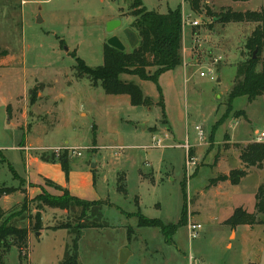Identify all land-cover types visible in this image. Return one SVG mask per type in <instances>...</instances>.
<instances>
[{"label":"rangeland","instance_id":"rangeland-1","mask_svg":"<svg viewBox=\"0 0 264 264\" xmlns=\"http://www.w3.org/2000/svg\"><path fill=\"white\" fill-rule=\"evenodd\" d=\"M143 2L160 14L181 8L183 17L181 66L158 82L120 77L141 87L153 100L150 108L132 106L126 95H107L77 70L80 61L102 66L104 45L113 36L132 51L123 34L134 22L132 0H0V188L19 189L1 206L13 215L11 225L22 228L36 223L43 206L35 199L43 190L109 201L101 218L108 227L82 231L79 264H121L125 249L132 254L125 264H190V256L200 264H264V226H241L236 234L226 225L236 209L255 212L264 170L249 169L239 186L211 185L220 175L244 168L235 144L258 142L264 133L263 96L253 102L235 99L222 122L237 65L250 58L245 42L255 24L223 25L218 15L227 9L257 11L264 0H214L207 5L209 13L205 7L193 12L184 0ZM112 16L123 25L110 33ZM260 59L258 72L264 50ZM209 69L212 75L200 76ZM240 111L245 117L236 118ZM153 139L165 147L153 148ZM187 143L190 163L183 149ZM26 177L38 188L23 212L30 188ZM139 212L165 226L182 225L171 236L173 243L158 228H140ZM73 217L46 210L44 230L32 236L22 264H63L75 238L69 231L76 226ZM191 223L202 226L196 238H190ZM5 262L21 264L18 248H11Z\"/></svg>","mask_w":264,"mask_h":264},{"label":"trees","instance_id":"trees-1","mask_svg":"<svg viewBox=\"0 0 264 264\" xmlns=\"http://www.w3.org/2000/svg\"><path fill=\"white\" fill-rule=\"evenodd\" d=\"M214 0H184L190 5L195 13H200L205 7ZM236 2L247 3L251 0H234ZM131 16L134 22L131 25L139 36V46L130 52H122L112 48L108 44L104 45V62L102 66L90 68L84 61L78 62L77 70L81 76H88L94 86L99 84L107 95L111 96H129L131 105L134 107H152L153 100L147 97L140 86L124 82L120 79L122 75L138 76L144 81L158 82L159 77L176 69L183 64V17L182 10H170L167 14H160L155 11H149L142 0H132ZM219 23L228 24H255V28L245 42V49L250 53V58L237 65V72L232 90L228 95L227 115L222 122L233 112V102L240 97H247L253 102L258 97H264V63L260 72L257 67L261 62V55L264 50V7L257 11L236 12L231 9L223 10L218 15ZM257 52L256 59L253 53ZM156 68L157 71L151 73ZM164 116L165 112H164ZM236 118L245 117L243 111L236 113ZM221 122V123H222ZM228 142V141H227ZM240 151V160L244 165L243 169L233 170L230 174H222L211 181L212 186L219 183L229 182L232 186H239L244 178L248 176V170L258 168L264 170V142H252L246 146L235 144ZM64 165H68L66 159L62 160ZM14 179L19 176L11 167ZM123 185L119 186V191L125 194ZM19 191L13 186H3L0 188V200L11 196ZM255 212L250 213L247 210L236 209L233 215L226 221V225L237 229L241 226L255 227L264 226V182L260 185L256 194ZM43 206L36 217V223H30L28 227L20 228L11 225L13 215L0 207V264H6L5 257L12 247L19 250L20 263L29 255L30 240L29 234L41 230V210H60L74 215L76 226L70 228L75 238L72 242V248L67 250L66 258L63 264H79V240L82 231L85 229H104L108 227L107 223H102V209L105 206H111L109 201L100 200L95 202L83 201L72 196L68 191L62 195L55 196L43 192L36 199ZM27 198L24 199L22 208L27 212ZM10 215V216H9ZM140 228H158L164 235L166 242L172 244V237L182 225L165 226L160 220L149 219L140 212L136 216ZM64 229V228H63ZM168 230L170 232H168ZM133 233L128 230V238L131 240Z\"/></svg>","mask_w":264,"mask_h":264},{"label":"water","instance_id":"water-1","mask_svg":"<svg viewBox=\"0 0 264 264\" xmlns=\"http://www.w3.org/2000/svg\"><path fill=\"white\" fill-rule=\"evenodd\" d=\"M37 23H41L40 17L37 19ZM122 28V22L120 20H112L108 23L107 25V30L110 33H113L116 29ZM123 34L125 35V38L130 46V48L133 50L139 46L140 40L138 34L131 28H125L123 30ZM109 46H111L114 49H117L119 51H126V46L124 43L121 41V39L118 36H113L110 38V40L107 43ZM256 54L257 52L255 51L253 53V58L256 59ZM92 167L96 168L95 164V158L92 162ZM131 256V253L128 250H123L121 257H120V263L125 264L128 261V258Z\"/></svg>","mask_w":264,"mask_h":264},{"label":"built area","instance_id":"built-area-1","mask_svg":"<svg viewBox=\"0 0 264 264\" xmlns=\"http://www.w3.org/2000/svg\"><path fill=\"white\" fill-rule=\"evenodd\" d=\"M189 25L193 26V27H196V26H199V21H189L188 22ZM213 74V71L211 69H209V73H201L200 76L201 77H207V75H212ZM213 78V77H212ZM258 142H264V133H262L259 137H258ZM163 143L161 140L159 139H153V148H164L165 146H163ZM183 149L186 151V158H188V161H189V156H188V152H189V149H190V145L187 143V144H184L183 146ZM77 150H72V154L73 156L76 155V156H82V153L79 152L77 153L76 152ZM190 163V161L188 162ZM190 166V164H189ZM189 233H190V238H196L197 235H198V231L200 229H202V226L200 224H194V223H191L189 225ZM189 262L190 264H200L198 261H196L192 256H190V259H189Z\"/></svg>","mask_w":264,"mask_h":264},{"label":"crops","instance_id":"crops-1","mask_svg":"<svg viewBox=\"0 0 264 264\" xmlns=\"http://www.w3.org/2000/svg\"><path fill=\"white\" fill-rule=\"evenodd\" d=\"M142 2H143V0H142ZM143 5L145 6V4H144V2H143ZM146 7V6H145ZM147 8V7H146ZM111 19L112 20H120V19H118V17L116 16L115 18L112 16L111 17ZM112 20H110V21H112ZM109 22V21H108ZM122 25H123V23H122ZM231 142V141H230ZM25 143H28L27 141H24L23 143H22V145L21 146H23V145H25ZM231 143H233V142H231ZM33 161L35 162V163H41V161H39V160H37V159H33ZM23 179H25L27 182H28V185H30V188L28 189V193H27V196H25V198H29V199H32L31 197H32V193H33V190L35 189V188H38V187H34V185L29 181V179H28V177H26V178H23ZM223 184V183H222ZM220 186V185H219ZM218 186V187H219ZM43 192H44V190H43ZM18 193V192H17ZM17 193H15V194H17ZM14 195V194H13ZM12 196V195H11ZM11 196H7V197H4V198H2L1 200H0V207L3 209V210H5V211H7L6 209H4L2 206H1V203L4 201V200H6V199H8L9 197H11ZM60 196V195H59ZM46 210H49V209H46V208H44V209H42L41 210V220H42V215L44 214V212H46ZM39 212V211H38ZM43 223V222H42ZM28 227V226H27ZM21 228V227H20ZM23 228V227H22ZM48 229H50V230H59V229H55V228H51V227H49ZM238 229V228H237ZM237 229H234L232 232L233 233H236L237 234ZM44 230V228L42 229V230H40V231H43ZM231 232V233H232ZM36 232H34V233H30L29 234V240H31V238H32V236L35 234ZM232 247V245L231 244H228V247ZM132 255V254H131ZM29 264H30V262H29Z\"/></svg>","mask_w":264,"mask_h":264}]
</instances>
